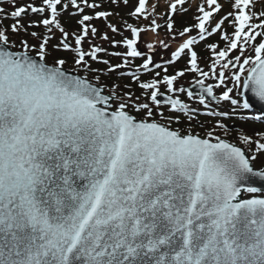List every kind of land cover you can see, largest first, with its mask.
Listing matches in <instances>:
<instances>
[{"label":"snow or ice","instance_id":"snow-or-ice-1","mask_svg":"<svg viewBox=\"0 0 264 264\" xmlns=\"http://www.w3.org/2000/svg\"><path fill=\"white\" fill-rule=\"evenodd\" d=\"M184 3L168 5L167 29L181 42L164 63H186L172 74L163 67L162 75L148 54L154 45H146L148 53L138 49L141 34L160 27L155 18L148 27L125 21L130 36L111 44L126 51L110 53L123 57L112 64L99 55L107 50L92 43L100 32L91 22L113 13H85L100 4L13 0L4 18L14 22L0 27V264H264V129L242 130L233 141L224 123L238 113L264 124V110L245 114L264 105V10L251 11L253 0H234L217 19L223 5L205 0L196 23L177 31L173 13ZM29 13L40 18L22 23ZM65 13L79 16L77 30L65 28ZM128 15L148 19L146 0ZM39 27L43 32H29ZM107 28L119 31L112 23ZM56 32L59 43L50 50ZM213 34L225 43L206 44V71L194 46ZM60 50L73 53L72 69L54 55ZM129 58H142L136 72L157 69L147 80L127 73L141 95L131 85L106 91L101 75L125 69ZM186 73L198 77L199 94L177 86ZM177 92L217 118L204 135L191 127L198 109ZM182 117L189 127L173 128Z\"/></svg>","mask_w":264,"mask_h":264},{"label":"trees","instance_id":"trees-1","mask_svg":"<svg viewBox=\"0 0 264 264\" xmlns=\"http://www.w3.org/2000/svg\"><path fill=\"white\" fill-rule=\"evenodd\" d=\"M89 2H95V3L101 5V7L97 8L95 10L86 8L85 10L92 12L89 15H94L95 11H110L113 13V15H111L107 19L99 18V19H94L91 22L94 26H96L99 29V32H100V35L95 37V38H100L104 33H107L108 36L110 37V39L103 46V48H105L107 50V52L101 53L99 55L101 56L102 59H107L112 64H115L114 62H115L116 56H112V55L110 56L109 54L112 52H123L124 46L121 44V45H117V46L113 47L111 44V40L121 41L120 36L122 39L126 36H130V32L125 27V21L127 23H132V24L136 25L137 27H148L151 24V19L155 18L157 20V23L160 25V27L155 32L157 34V35H155L156 37L161 36V34L164 36H171V40L165 42V43L169 44V47H171L172 43L175 41L178 44L181 42V38L178 36L175 39H173V34L170 33L167 29V19H168L167 12H168V5L171 3V0H151L146 6V10L149 13L148 19H144L143 16H141L139 18L131 17L128 15L129 12L121 13V11L117 9L118 5L113 3L112 0H89ZM204 2H205V0H185V3L183 5H178L177 10L173 13L175 29L177 31H179V30H182V28L184 26H191V25L195 24L196 23L195 17L197 15H199L198 10H197L198 6ZM218 2L221 5H223V11L216 17L217 19H219V16H222L226 12L231 10L230 3L234 2V0H218ZM154 5H155V9L153 10ZM182 9H187V11H182ZM250 10L254 11V12H260V11L264 10V1L253 0L252 5L250 6ZM61 19H62V22H63V24L67 30H69V31L77 30V28H78V25L76 24L77 20L76 21L70 20L66 16V14L63 15L61 17ZM253 22H256V21H253ZM9 23L10 22L7 19H4V20L0 19V27H7L9 25ZM108 23L115 24L117 26V28L119 29V31L116 33L110 32V29L107 28ZM31 31L43 32V28L42 27L30 28L29 32H31ZM148 31H150V30H148ZM228 31L230 32V31H232V29L229 28ZM191 34L193 36H196L197 30H193V32ZM21 37L27 38L30 41L32 39L30 36H26L23 33H21ZM13 38L15 39L16 37H13ZM32 42H34V41H32ZM50 43L51 44L49 45V47L51 50V46L53 45V42H50ZM208 43H217L221 47H223L225 42L220 40L219 34H213L210 38H206L205 41L199 42L197 45L194 46L195 50L197 51V53L200 57V60H199L200 67L206 71L208 70L207 64L210 63V52L206 49V44H208ZM107 54H108V56H107ZM54 55L67 58L68 62L72 59V55L68 54V52H66V51L65 52L64 51H57L54 53ZM50 60H51V57H50ZM120 62H122V59H120V61L117 63H120ZM133 62L134 63L129 64L127 67L132 68V67H135L136 65H138L135 63V61H133ZM185 63L186 62H182V60H179L176 64L172 65L173 67L168 69L169 74H172V73H174L175 70L185 66ZM89 64H91V66L93 68H99V69H105L106 68L105 65L94 62V61H92V63H89ZM66 66H69V65L67 64ZM124 72H125V70L122 69V70H118L116 72H113L111 74L104 73L101 75V83L108 86L106 88L107 90H109L111 85H113V84L120 85V92L121 93L129 90V89H125L123 87L124 85H131L130 90L135 95L139 96L140 91H139L138 85L135 84L130 79L129 76H126V74ZM81 74H83V70H81ZM91 75H94V74H90V76ZM151 77H152V75H149V76L147 75V77L144 80L150 79ZM195 78H198L196 76V74L186 73L185 76L181 79H184L185 81L190 82V81L195 80ZM183 123H181L180 125H177L174 123L172 125V127L173 128H176V127L187 128L186 125L184 126ZM238 126L239 127H238L237 132L228 133L227 137H229L230 140L235 141L237 139V134L244 129H246L249 134H252V131L254 129H259L258 125L251 122V121H248V122L244 121V122L238 124ZM191 127H192L193 131L198 132L201 135L204 134L202 132V130H200L199 128H197V127L194 128L195 125H193ZM216 133L219 135H224V132L221 129L216 131Z\"/></svg>","mask_w":264,"mask_h":264},{"label":"rangeland","instance_id":"rangeland-1","mask_svg":"<svg viewBox=\"0 0 264 264\" xmlns=\"http://www.w3.org/2000/svg\"><path fill=\"white\" fill-rule=\"evenodd\" d=\"M16 1V5H18L19 3H22V4H27V3H29V2H31V0L30 1H27V0H15ZM36 3H39V0H37L36 1ZM116 5H118V7H117V9L118 10H120L121 11V13H124V12H130L132 9H133V7L137 4V0H129V5H128V7H125L123 4H122V2H119V0H118V3H115ZM2 7H6V8H9L11 11L13 10V0H0V8H2ZM73 17H77V16H72V15H70V18H73ZM38 20V19H37ZM30 20H29V18L28 17H23V19H22V23H24V24H27V22H29ZM110 32H112L111 30H110ZM59 37H60V34H57V33H55V35H54V39H57V40H59ZM160 40H163L164 42H166V41H169V40H171V36H164V35H162L161 34V36H159V37H150V36H146L145 37V40H144V42H141L140 44V47H141V50L140 51H143V52H147L148 53V49H147V47H146V45L148 44V43H152L153 45H154V48H153V50L151 51V53H153V54H157V56H156V58H155V60H154V62H157L158 60H161L162 58H164L165 56H168L169 54H170V51L171 50H169L168 48H164L160 43H159V41ZM108 40H102L101 38H93V40H92V43H95V44H97V45H99V46H104V44L107 42ZM84 48H85V50H88V43L87 42H85V44H84ZM173 48V47H172ZM171 48V49H172ZM72 53V52H71ZM73 54V53H72ZM107 56H108V54H107ZM71 64H73L72 63V61H71ZM181 81H177V86H179V85H181ZM162 88V90L163 89H165L164 87H161ZM205 119H202L201 120V124L204 126V128L206 129L207 127H210V125H208V124H206L205 123ZM213 123H214V121H212ZM232 122H234V121H232ZM211 124V123H210Z\"/></svg>","mask_w":264,"mask_h":264},{"label":"water","instance_id":"water-1","mask_svg":"<svg viewBox=\"0 0 264 264\" xmlns=\"http://www.w3.org/2000/svg\"><path fill=\"white\" fill-rule=\"evenodd\" d=\"M188 88H189V90H192L196 94H199L200 93V87H199V85H196L195 84V85H192V86H190ZM253 107L257 108L260 111L264 110V105H261L260 103L254 104Z\"/></svg>","mask_w":264,"mask_h":264}]
</instances>
